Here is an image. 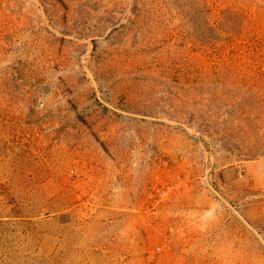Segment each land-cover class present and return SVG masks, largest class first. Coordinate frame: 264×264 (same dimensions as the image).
<instances>
[{
	"label": "rangeland",
	"instance_id": "obj_1",
	"mask_svg": "<svg viewBox=\"0 0 264 264\" xmlns=\"http://www.w3.org/2000/svg\"><path fill=\"white\" fill-rule=\"evenodd\" d=\"M0 264H264V0H0Z\"/></svg>",
	"mask_w": 264,
	"mask_h": 264
},
{
	"label": "built area",
	"instance_id": "obj_2",
	"mask_svg": "<svg viewBox=\"0 0 264 264\" xmlns=\"http://www.w3.org/2000/svg\"><path fill=\"white\" fill-rule=\"evenodd\" d=\"M166 192V190L164 189V190H162V193L164 194Z\"/></svg>",
	"mask_w": 264,
	"mask_h": 264
}]
</instances>
